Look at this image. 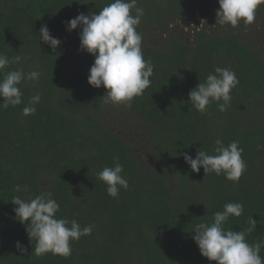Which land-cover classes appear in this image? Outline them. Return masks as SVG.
Returning a JSON list of instances; mask_svg holds the SVG:
<instances>
[{"label":"trees","instance_id":"obj_1","mask_svg":"<svg viewBox=\"0 0 264 264\" xmlns=\"http://www.w3.org/2000/svg\"><path fill=\"white\" fill-rule=\"evenodd\" d=\"M111 2L0 0V53L22 57L8 70L41 73L20 85L21 105L0 110V264H210L193 230L229 202L244 210L225 230H246L252 217L248 243L264 239V148L257 151L264 145V4L251 25L220 28L217 0H138L144 15L137 31L154 73L127 107L105 103V89L87 83L94 57L78 50L79 27L66 31L68 20ZM42 25L61 41L55 51L40 41ZM216 67L233 70L239 84L225 112L212 103L201 114L188 93ZM37 93L36 113L23 116ZM216 139L243 148L247 167L237 183L202 168L193 173L183 159L200 149L214 155ZM117 156L129 188L112 198L97 173ZM17 184L29 190L17 193ZM41 191L60 205L58 218L93 225L91 235L71 242L67 258L32 253L35 242L15 218L11 198Z\"/></svg>","mask_w":264,"mask_h":264},{"label":"clouds","instance_id":"obj_2","mask_svg":"<svg viewBox=\"0 0 264 264\" xmlns=\"http://www.w3.org/2000/svg\"><path fill=\"white\" fill-rule=\"evenodd\" d=\"M217 2L215 25L233 28L241 23H254L257 7L264 4V0ZM143 15L144 10L138 7V0H112L98 13H81L66 22V31L69 33L80 28L78 50L94 57L87 83L93 88L105 89L102 97L105 103L131 107L133 99L142 96L151 85L150 77L153 76L154 65L150 59H144L142 35L137 31ZM202 25H205L203 20L200 27ZM200 27L196 29L199 30ZM39 35L40 41L48 44L53 51L61 44L58 38L51 36L46 25L41 26ZM21 60L19 55L9 59L0 53V110L21 105L24 95L20 88L22 82H37L40 78L41 73L38 70H8L10 65L19 64ZM238 84L239 79L233 70L216 67L214 73L208 74L203 82H198L188 93V103L201 114L208 111L210 104L217 103L218 111L223 113L229 108L232 99L230 93ZM40 100L39 93L33 95L23 107L22 115H34ZM262 148L264 145H258L257 151ZM213 152L215 154L210 155L200 149L197 150L195 158L184 154L183 159L193 173L202 168L204 174L223 175L227 181L237 183L247 167L242 158L243 148L239 141H232L225 146L223 140L216 139ZM123 172L124 167L117 156L114 157L113 166H105L97 173V179L106 185V192L112 198H118L122 189L129 188ZM13 190L25 193L29 189L27 185L17 184ZM11 203L15 206L16 220L25 225L29 240L35 242L32 249L35 255L52 253L67 258L72 253L71 242L93 232V225L82 227L75 219L69 221L58 218L60 205L49 191H41L30 199L16 195L11 198ZM243 210L242 203L229 202L224 205L223 211L214 213L212 222L204 221L195 225L192 239L200 255L210 264H264V256L261 255L264 239L251 244L246 239L256 228L252 217L249 218V227L246 230L234 232L224 228L230 217H240ZM15 246L21 253L25 251L19 241Z\"/></svg>","mask_w":264,"mask_h":264},{"label":"rangeland","instance_id":"obj_3","mask_svg":"<svg viewBox=\"0 0 264 264\" xmlns=\"http://www.w3.org/2000/svg\"><path fill=\"white\" fill-rule=\"evenodd\" d=\"M196 12L199 13L198 11H196ZM194 15H196V14H194ZM194 15H191V16H194ZM219 27L221 28V26H219ZM258 34H261V33H258ZM115 126H117V124H115ZM118 129L120 131H124V129L123 128H120L119 126H118ZM126 132H128V131H126ZM140 149H142V147ZM146 156H147V154H145V158H146Z\"/></svg>","mask_w":264,"mask_h":264}]
</instances>
